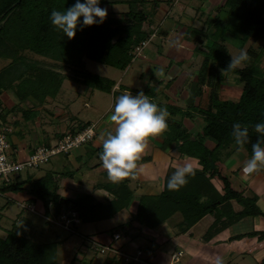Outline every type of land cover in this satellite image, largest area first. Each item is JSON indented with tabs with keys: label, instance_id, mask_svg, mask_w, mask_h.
Masks as SVG:
<instances>
[{
	"label": "trees",
	"instance_id": "trees-1",
	"mask_svg": "<svg viewBox=\"0 0 264 264\" xmlns=\"http://www.w3.org/2000/svg\"><path fill=\"white\" fill-rule=\"evenodd\" d=\"M74 2L75 0H0V46L10 36H14L18 39L20 46L23 42H27L25 46L20 47L21 51L25 50L23 47H28L37 54L60 55L68 61L75 57L70 65L80 67L79 76L83 85L90 91L112 93L114 97H117L122 94L120 90L123 87L116 90L114 80L85 71V68L81 70L84 67L83 59L100 62L120 70L130 66L135 58L136 46L140 45L149 34L151 22L149 4L155 5L158 1L100 0L101 5L125 4L128 10L121 13L120 17L105 16L103 22L99 24L78 26L74 36L68 38L51 24L49 13L52 9L62 11ZM222 9L226 13V18L218 15L213 21L208 22L215 28L213 33L208 35L204 32L195 36L200 42L207 41L208 51L206 50L204 66L196 86L197 96L203 94V86L209 89L206 105L197 106L192 103L184 109L170 104L165 105L170 115L167 118L168 127L163 145H175L180 152L197 158L202 169L195 170V175L189 177L188 182L178 190H169L165 187V191L159 196H143L138 214L128 220L127 226H130L133 220H137L142 226L153 228L176 211L184 215L187 226H190L206 213L213 211L218 203L230 199L237 200L243 206L236 217L230 218L231 221H237L246 216H264L257 204V196L244 197L241 192L232 188L228 176L222 175L217 165L224 162V159L229 157L235 149H244L250 156L251 144L256 141L258 135L253 130L252 124L264 119V72L262 73L259 67L253 64L246 66L243 70L228 68L231 56L225 46L224 38L228 27L233 25L246 39H263L264 0H226ZM193 32L190 30L187 35ZM2 53L3 51H0V59L8 58ZM30 66L28 63L25 65L22 59L21 61L12 59L11 64L2 67L0 96L3 92L12 89H15V93L23 99L30 96L34 100L40 98V101L49 94H59L61 85L59 88L56 87L54 80L48 77L45 78L46 92L42 94L44 98L38 95L36 91L40 90L45 81L43 77L37 78L36 73L33 74L35 77L26 76L25 70ZM228 72L237 74L244 82L240 96L236 100H223L217 91L224 73ZM16 82L18 84L15 85ZM152 89L154 88L149 86V90ZM7 113L0 108L1 117L5 115L3 117L5 118ZM196 115H201L205 124L198 133L192 134L183 120L187 117L194 119ZM234 121L249 127V140L240 146L234 144L231 136V126ZM90 123L79 122L77 130L72 128L71 133L86 128ZM63 135L64 133L60 138ZM207 140L214 141L215 146L208 148L205 145ZM88 143L90 141L85 144ZM211 162L214 164L213 168ZM28 178L29 180L24 181L12 179L9 184H0V192L23 191L24 185L31 182V186L35 189L30 188L29 192L38 196L48 211L50 199H59V195L49 186L50 179L45 176L39 180H33L32 175H28ZM214 178H218L222 183L224 194L215 193L211 183ZM122 183H119L120 189H117L116 200L112 203H97L91 196L66 200V203L70 204V211L77 212L82 223L109 218L125 206L132 195V190ZM205 193H209L210 196L205 202H200V198ZM261 235H264V232ZM114 261L113 257L104 264H112ZM0 264L61 263L56 258L53 244L34 240L16 228H12L6 230L4 237L0 236Z\"/></svg>",
	"mask_w": 264,
	"mask_h": 264
},
{
	"label": "crops",
	"instance_id": "crops-1",
	"mask_svg": "<svg viewBox=\"0 0 264 264\" xmlns=\"http://www.w3.org/2000/svg\"><path fill=\"white\" fill-rule=\"evenodd\" d=\"M148 1H158V3H156L155 5H153L152 3V8H148V11L151 13L149 19H153L156 22V27L155 25L152 26L148 34V37H151L152 39L150 40V44H153L155 41V46H153L151 49L154 52V56H152L151 58L147 55L148 57L146 59H148L149 62L145 61L148 64L147 68L149 69V75H147L142 80L144 81V85H142L141 90H143L150 99L152 98L159 104L161 99L159 95L162 94L166 99V104H169L167 101H170L171 97L167 91H169L168 89L172 86V83L175 84V82L177 81V75H180V73H190L191 75H194L196 73L194 71H197L199 67L203 65L204 60L201 62V57L199 58V55L195 52V50H203L200 45L202 44L206 46V41L204 40V42H200L198 39H196V33L201 34V32H197V29H206V33H209L208 35H210L213 32H209V29L211 28L214 31L215 28L211 24H208V22L204 26L205 28L201 27L202 23L205 24V22H203L204 19L195 20L193 17H190L189 14L193 9H198V7H207L206 5L212 3V0H200L199 2L198 0ZM201 4L202 6H200ZM214 4L216 7L219 6L221 4V0H217V2L215 1ZM100 6L107 5L100 4ZM108 6L116 7L117 5ZM188 22L189 26L185 27V24ZM195 25H197V27H195ZM231 27L234 28L233 26ZM190 30H193L194 32L188 36L187 33ZM158 32L160 33L157 37L156 33ZM164 35L168 37V41H166V43L165 41L160 40L164 38ZM188 47H190V49ZM187 48L191 52L188 51ZM163 50L164 52L162 53ZM163 54H165L167 58H163ZM196 58L200 59V63L194 61L196 60ZM150 60H152L153 62H151ZM163 61L164 63L165 61H167L168 65L163 66L161 64ZM187 61H190L191 63L192 61H194L192 63L193 66L192 64L191 66L195 70H192L190 69L191 67H187L186 65H184ZM163 68H167V70L163 71L162 74L160 70ZM172 69H178V71L175 72V75L173 74V78L171 77ZM159 72L160 74H158L157 77L156 75ZM167 75H169V78H166ZM149 86L153 88L154 86H156L157 89L159 88L160 91L158 93L160 94L157 93L154 97H150L153 95V92L151 90L149 91ZM205 87L206 86H203V93ZM86 89L87 92L85 93L88 94L89 89L87 87ZM126 90L131 91L133 89L127 88ZM96 91L98 90H94L92 95ZM184 92L185 91H182V93ZM175 94L176 95L174 96V98L172 97L173 100L172 102H170V105L184 108V100H187L185 98L180 99V93L177 92ZM4 95L7 96L6 100H8L9 102L14 101V97L12 98V95L10 96L9 93H2L1 97ZM82 95L83 94L79 95V97H76L80 99ZM196 96L197 95L195 89L192 103H194V99ZM74 97L75 96L71 97V100H73ZM27 98L32 97L29 96ZM229 99L231 100L232 98L229 97ZM207 100L208 98L206 99V103ZM180 102H182V105H179ZM86 103L87 102L83 103V107ZM91 105L93 107V103H91ZM11 108L12 107H10L9 109L5 108V112H8L6 114L7 117L3 118L0 116V125L6 124L10 126L12 131L11 134L13 137L12 139H10V143L13 148L16 147V150L20 152L21 158L25 159L39 146V144L42 143L43 137L46 136L45 133L50 131V129L46 130L44 128L40 130V134L44 135L41 137H38V135L36 136L35 132H32L31 135V126L29 125L30 127L28 126L27 128L26 123L20 121L15 122L14 113ZM106 115V117H103V120L105 118H108L109 113ZM60 116L61 115H59V117ZM64 120L66 121L64 122V124H68V119L66 118ZM77 120L79 122L92 121L79 118ZM59 121L61 122V120ZM109 123L110 122L108 120V122L106 124L104 123L103 125L110 129V131L114 130V123ZM184 125L186 126L187 124H185L184 122ZM166 130L160 135L150 137L148 139L144 152L141 154L140 159L137 162L138 167L136 170V174L126 177L118 183H114L109 180L107 172L102 167L101 161L99 160V153L102 151L101 144L105 137L104 134L103 136H98L100 140L95 138L94 141L88 144L78 146L71 150L69 153H64L60 164L63 163V166L66 167V169L58 168L60 170H57L55 168L56 166L58 167V165L54 164L53 161H50L48 164H44L39 168H35L36 170L28 171L27 175H32L33 180H39L47 176L53 184H56L53 190L59 195V199H50L48 205L49 212H43L45 208L43 201H34L35 197L33 199V196L27 195L25 190L19 191V198H11V202L19 205L21 208H23V205L26 204L24 208L29 213L44 217L46 219V222L51 225L53 229L55 226H57L63 230L67 237L63 238L62 240V237H60L59 240H56L58 244L55 241L48 242L50 244H53L56 258L59 263L95 264L96 258H89L87 256L88 252L95 251L96 246H99L102 243L106 244L112 242V238L110 237L111 235H106L105 232H107L108 229H98L94 233H85L82 230L80 232L79 227L82 228V226L90 225L94 222H101L112 219L120 212L123 213L124 223H127L132 216L138 214L139 204L143 196H159L163 193V191H165L167 177L177 166H180L184 163H191L195 170L202 169V166L197 158L180 152L179 149L175 147V145H163ZM192 130L190 131L193 134ZM197 130L199 131L200 129ZM64 131L65 130L63 129V132ZM60 136L58 138H60ZM48 140H50V142L52 141L53 143L55 142L51 138H46L43 143L49 144V142H47ZM146 149L148 150L146 151ZM151 149L153 151L159 149L160 153L158 154V157H153V154L150 152ZM229 157H227V159ZM248 158L249 157H246L245 159ZM240 160L243 161V158L241 157ZM66 163H68L67 166H65ZM221 164L224 165L225 163L222 162L217 164L219 170L220 172L222 171V175L227 174V176H229L228 178L232 184V187H234L235 190L241 192L244 197H253V195L257 196V204L264 213V172L261 171L264 167L254 174H244L242 172V167H237L235 170H228L227 173H224L223 168L220 167ZM68 165H70L71 168H68ZM119 183H122L126 185L128 189H131L132 195L128 203L118 211H116L111 217L90 222H81L78 229H75L73 227L68 230L62 226L63 221L61 220V216L67 214V212L70 211V204H67L66 200L80 199L84 198L85 196H91L94 202L109 204L116 200L115 196H117V194L115 193L117 189H120ZM211 183L215 188L216 194H224V191L222 189L223 185L218 178L212 179ZM8 193L9 192H0V196H7ZM209 193L203 194L200 198V202H205V200H207L206 198L210 196ZM242 209L243 208L235 199L222 201L218 203L217 207L213 211H211L210 213H206L200 219L190 224V226H187L184 215L180 211H176L173 214L167 216L163 221H161L153 228L146 226L144 227L137 220H133L132 225H130V230L128 232L125 231V234L122 235L120 242L116 241L114 242V245L119 246L126 240L129 243V245L126 246L128 247V249L125 247L127 251L130 252V250H132L135 253L137 250H143L148 257V260L152 264H213V260L217 254L224 257L226 264H245L246 262L248 264H262V261L264 260V235L261 234L264 232V216H260L262 217V219L258 218L256 220L255 218H257L258 216H246L238 219L237 221H231L230 218L236 217ZM50 210L53 214H51ZM3 211L4 208L1 207L0 220L1 215L4 216ZM42 212L43 214H41ZM177 212H180L182 214V218H179L170 223L168 220L175 216ZM47 213L49 214L47 215ZM18 219L19 218L15 219L13 228H16L23 234L28 235L30 236V238L38 241L39 239L36 238V235H32L31 233L23 231L25 227H22V230L17 226V222H19L17 221ZM24 221H26V223L24 222L25 225L31 228L29 225V223L31 222L30 218H26ZM124 223L122 224L123 227ZM5 235H3V237ZM76 235H78V237H76ZM37 237L41 238L39 235ZM124 238L126 239L123 240ZM39 241L47 242L45 240ZM109 260L110 258L106 259L103 262L101 261L100 264H104Z\"/></svg>",
	"mask_w": 264,
	"mask_h": 264
},
{
	"label": "rangeland",
	"instance_id": "rangeland-1",
	"mask_svg": "<svg viewBox=\"0 0 264 264\" xmlns=\"http://www.w3.org/2000/svg\"><path fill=\"white\" fill-rule=\"evenodd\" d=\"M199 1L200 0H198V2ZM215 1L217 2V0H212L211 2L213 4L210 3L209 5H206L207 7H204L201 4L200 5V6H202L201 8L198 7V9H195V10L193 9L189 14L190 17H193L195 20L204 19L203 22H205V24L204 23L201 24V27H203V28H205L204 26L207 24V22L213 21L214 18L218 15H220L223 18H226V13H225L224 9H222L226 3V0H221V4L217 7L214 4ZM149 6L152 8V6H153L152 3L149 4ZM100 7L105 8L107 10L106 16H109V17H120L121 16L120 12H125L126 10H128L127 5H124V4L117 5L116 7H114V6L111 7L108 5L107 6H100ZM214 8H216V9H214ZM150 21H151L149 23L150 28H152V26H154L156 22L153 19ZM187 26H189V22L185 24V27H187ZM231 26H233V25L229 26V28H228L229 31H227L225 36H224L225 46H226L229 54L235 55V54H237V52L241 48H245L249 54V58L246 62H244L241 66L234 67V68L237 70H243L246 66L253 64V65L258 66L259 69L261 70V72L263 73L264 72V38L258 39V40H254L252 38L246 39L245 36L243 34H241L237 30L236 27L232 28ZM155 27H156V25H155ZM195 27H197V25H195ZM205 30L200 28V29H197V32H201L202 34L205 32V34H206ZM209 32H213V30L210 28ZM159 33L160 32L156 33L157 37L159 36L158 35ZM207 34H209V33H207ZM196 35H201V34L196 33ZM167 38L168 37H166L164 35V38H162L160 40L165 41V43H166V41H168ZM150 40H152L151 37L146 36V38L143 39L141 44L136 46L134 61L131 63L130 66H128V68H126L124 70H120V69H117V68L111 67V66L109 67L103 63L91 61V60H88L86 58L83 59L84 67H82L81 70H84V68H85V71H90V72H93L95 74L102 75L106 78H110L111 80H114L116 82V86L114 87V89L120 90L123 87L120 90L122 93L129 92V93L135 95L139 90L142 89L141 88L142 85H144L143 84L144 81H142V80L147 75H149L148 74L149 69L147 68L148 64L146 63V62H149V60L146 58L148 56H150L151 58H152V56H154V52L151 49L153 46H155V41L153 44H150ZM186 41H188V40H186ZM206 43H207V41H206ZM26 44H27V42L25 41L20 46L18 43V39L15 38L14 36H10L7 40H5L3 42V44L0 46V51H3V53H2L3 56H8V58L3 57L0 59V69L2 67L7 66L8 64H11L12 59H19V61H21V59H22V61L25 65L27 63L31 65L29 68H27L25 70L26 76L29 75V76L35 77V75H36L37 78H39V79L41 77H43L44 78L43 81H45V78L47 79L48 77H50L51 80H54V82L56 83L55 84L56 87L59 88L61 85V87H60L61 90H60L58 95L49 94L48 97H46L43 101H40V98L35 99V100L32 98L23 99L21 96H19L15 93V89L5 91V92H3V94L9 93L10 96L12 95V98L14 97L13 98L14 101L9 102L8 100H6V98H7L6 95H4L2 97L0 96V108H3L5 110V108L9 109L10 107H12L11 109L14 113V121L15 122L20 121V122L26 123L27 128L30 125L31 126V130H30L31 135H32V132H35L36 136L38 135V137H41L44 135L40 134V130H42L44 128L46 130L50 129V131L45 133L46 136L43 137L42 143L39 144V146L42 144H47V143H43L46 140V138L47 139L51 138L53 141H55L53 143L52 141L50 142V140H48L47 142H49L50 145L56 144L57 141L60 139L58 137L63 132V129L65 130L63 133L73 132L72 128H73V130H77V124L79 122L77 120L78 118L83 119V120H92L90 123L91 125H93V127L91 129L92 139H90L89 141L92 142V141H94L95 138L100 140L98 137L99 135L103 136L107 131H110V129H108L105 125H103L104 123L106 124L108 122V118H105L103 120V117L106 114L111 113L116 97H114L112 93L108 94L106 92H101V91H96L92 95L93 91L89 90V93L86 94L85 92H87V89H86L85 85H83L80 82V80H81L80 76H79V72H80L79 68L80 67H78L74 64L70 65L71 61H73V59L75 57L72 58L71 61H68V60L63 59L62 56H60V55L56 56V55L49 54L47 56H44V55L37 54V53L33 52V50L28 49V47H23L25 50L21 51L20 47L25 46ZM200 47L203 50L196 49L195 52L199 55V58L201 57V62H202L203 60H205V57L207 54L205 50L208 51V48L202 44L200 45ZM188 48L190 49V47H188ZM189 49H188V51H190ZM192 50H194V49H192ZM163 52H164V50L162 51V53ZM165 53H166V50H165ZM163 58H167V56L165 54H163ZM199 58H196V60H194V61L199 62L200 61ZM170 60H172V59H170ZM65 61H67L69 63H67ZM150 61L153 62L152 60H150ZM194 61H192V63ZM154 62H156V61H154ZM182 63H183V61H182ZM192 63L190 61L189 62L187 61L184 65H186L187 67H191L190 69H192V70H195L192 67L193 66ZM161 64L163 66L168 65L167 61H165V63L163 61ZM191 64H192V66H191ZM203 66L204 65H201L197 71H194V72H196L194 75H191L190 73H184V74L180 73V75L179 74L177 75L178 76V77H176V78H178L177 81L175 82V84L172 83V86L168 89L169 91H167L171 97V100L167 101L169 104H170V102H172L174 96L176 95L175 93H177V92L180 93L179 94L180 99L185 98L187 100V101L184 100V103H185V104L183 103L184 108H185V106L188 107L189 105L192 104V102H193L192 98H194V93H195V89H196L197 77L200 76L202 69H203ZM23 69H24V66H23ZM165 70H167V68L161 69L160 72L163 74V71H165ZM173 70L174 69L171 70V74H172L171 77L172 78L174 77L173 74L175 75V72L178 71V69L174 70V71ZM153 71H155V70H153ZM160 72L157 73V75H156L157 77H158V74H160ZM33 74H35V75H33ZM166 78H169V75H167ZM17 82L15 83V85L18 84ZM45 85H46V81L43 82L40 90L36 91V93L38 95L40 94L41 97L43 96L42 94L44 92H46L45 91ZM243 85H244V82H242L240 80V77L237 74L228 72V73H224L223 80L217 86L218 87L217 91H218L220 98L223 100H227V99H229V97L232 98L231 100H233V99L236 100L237 96H240ZM127 88H130L133 90L128 91V90H126ZM151 91L153 92V95L150 97H154L155 94H157L160 91V89L159 88L157 89V87L154 86V89H152ZM182 91H185V92L182 93ZM81 94H83L81 96V98L80 99L77 98ZM158 94H160V93H158ZM73 96H75V97L77 96V97L76 98L74 97L73 100H71V97H73ZM159 96L161 97L160 104L163 106L168 105V104H166V99L164 98V96L162 94H160ZM208 96H209V89L207 87H205L203 95L195 97L194 104L197 106H205L206 99L208 98ZM42 98H44V97H42ZM89 100L91 101V103H93V107H92ZM84 102H87V103L83 107ZM179 105H182V102H180ZM7 106H10V107H7ZM76 109H77V111H76ZM59 115H61V116L59 117ZM4 116L5 115H2V117H4ZM66 118L68 119V122H67L68 124H66L67 126L64 124V122H66L64 119H66ZM59 120H61V122L63 124ZM71 120H73V121H71ZM100 121H102V122H100ZM109 122L111 123V121H109ZM184 122H185V124H187L186 126L188 127L189 130L193 129L192 130L193 134L196 131H197L196 133H198L197 129L203 128L202 125L205 124L201 115H196V117L194 119L187 117L183 120V123ZM6 126H8V128H10L9 125H6ZM49 126H50V128H49ZM60 130H62V131H60ZM11 133H12V131H10V133H9V136H8L9 140L13 138ZM205 144L208 148H212L215 146V142L212 140H207L205 142ZM13 149H16V147ZM147 150L148 149H146V151ZM150 152L153 154V157H155V158L158 157V154L160 153L159 149L154 150V151L151 149ZM15 154L19 159H22L19 151L16 150ZM63 156H64V153H60V154H57L51 158V161H53L54 164L58 165V167L56 166L55 169H57V170H60L58 168L66 169V167L63 166V163L60 164V161H61ZM241 157L243 158V161L240 160ZM246 157H250V156L246 153V151L244 149H240V148L238 150L235 149V151L232 152V154H230V157L228 159L227 158L224 159L225 164L224 165L221 164L220 167L223 168L224 173H227L228 170H235L237 167H242L243 163L247 160V159H245ZM67 164L68 163H66L65 166H67ZM211 167H212V165H211ZM68 168H71V166L68 165ZM261 168H263V167H261ZM33 170H36V169H30V170L26 169L22 173H20V172L14 173L12 175V179H14V180L18 179L19 181L29 180L27 173H28V171H33ZM263 170H264V168H263ZM263 170H261V171L264 172ZM224 175L227 176V174H224ZM55 185L56 184L55 183L53 184L52 182L49 184L50 188H52V189L55 187ZM30 188L35 189L33 186H31V182L25 184V192L27 193V195L33 196V199L35 197L34 201H38V200L42 201L34 193L29 192L28 189H30ZM232 188H234V187H232ZM18 194H19L18 192L10 191L7 196L6 195L0 196V208L1 207L4 208V211H3L4 216L1 215V220H0V235L1 236L6 234V229H12L13 224L15 223V219L19 218L17 220V221H19V222H17V226L20 227L21 229H22V227H25L24 230L22 229L23 231L31 233L32 235H36V238L39 240H42V241L45 240L47 242H52V241L57 242L56 240H59L60 237H62L61 240L65 237H67L66 234L63 232V230L60 227L55 226L53 229L51 227V225H49L46 222V219L44 217L38 216L37 214L29 213L24 208V206L26 204H24L23 208H21L19 205L11 202L12 201L11 198H13V199L19 198ZM239 205L243 208V206L240 203H239ZM43 212H47L46 208H44ZM43 212L41 214H43ZM50 212H51V214H53L51 210H50ZM48 214L49 213H47V215ZM181 215L182 214L180 212H177L175 214V216H173L168 221L170 223H172L175 220L182 218ZM26 218H30L31 222L29 223V225L31 228H29V227H27V225H25L26 221H24V220ZM258 218L262 219V217L258 216L257 218H255V220ZM123 220H124L123 219V213L120 212L112 219H108V220L101 221V222L100 221L94 222L90 225L82 226V228L79 227V224H80L79 223L74 228L78 229V227H79L80 232L82 230L85 233H88V232L94 233L98 229L99 230L100 229H108V231H107L108 233L105 232L106 235H112L114 231L123 235V234H125V231L128 232L131 228V226H127ZM123 223H124V227L122 226ZM130 225H132V223ZM76 232H78V231H76ZM38 235L41 238H38L37 237ZM76 237H78V235H76ZM121 237L118 240L119 242L121 240ZM125 239L126 238H124L123 240H125ZM71 240H73V239H71ZM109 243H106V244H109ZM57 244H58V242H57ZM101 245H104V244L102 243ZM101 245H99V246L93 245V246H96V248H95L96 250L94 249L95 251H89L88 255H87L89 258H91V257L96 258L95 264H100L101 261L103 262L106 259L112 258V257L115 258V261L112 264H124L126 262V257H123V256L118 257V253L114 254L112 251L107 250V249H105L104 252H102L101 251L102 247H100ZM128 245H129L128 241L125 240L117 248L119 250H121V252H123L124 254H127V255L134 254V252L132 250H130V252L126 250V248L128 249V247H126ZM87 256H86V258H87ZM173 259H175V258H173ZM245 264H248V263L246 262Z\"/></svg>",
	"mask_w": 264,
	"mask_h": 264
},
{
	"label": "clouds",
	"instance_id": "clouds-1",
	"mask_svg": "<svg viewBox=\"0 0 264 264\" xmlns=\"http://www.w3.org/2000/svg\"><path fill=\"white\" fill-rule=\"evenodd\" d=\"M100 0H75L64 10L52 9L49 20L58 31L68 38L74 36L77 27L102 23L106 16V9L99 6ZM228 68L241 66L249 58L245 48L239 49L237 54H230ZM167 108L150 99L143 90L135 95L125 92L115 98V102L108 120L115 127L107 131L102 141V151L99 160L106 170L109 180L118 183L126 177L136 174L138 160L144 152L148 139L163 133L168 127L169 117ZM258 134L256 141L251 144V155L243 163L244 174H254L264 167V119L252 124ZM249 127L234 121L231 126V136L234 144L240 146L249 140ZM238 150V149H237ZM195 175V168L191 163L177 166L167 177L166 187L178 190L184 186L189 177ZM213 264H226L223 256L217 254Z\"/></svg>",
	"mask_w": 264,
	"mask_h": 264
},
{
	"label": "built area",
	"instance_id": "built-area-1",
	"mask_svg": "<svg viewBox=\"0 0 264 264\" xmlns=\"http://www.w3.org/2000/svg\"><path fill=\"white\" fill-rule=\"evenodd\" d=\"M144 43V42H143ZM93 125H88L86 128L77 131L76 133H64V135L57 141L56 144H42L31 152L25 159H19L16 156V149H13L9 133L11 131L5 124L0 125V184L10 183L14 173H22L26 169H35L40 165L48 163L51 158L60 153H68L73 148L82 146L92 139ZM63 221L62 226L70 230L72 226L81 223V220L76 211H69L67 214L61 216ZM122 234L114 232L111 235L112 242L101 245V251L105 249L112 251L114 254L118 253V257H126L124 264H152L143 250H137L132 255H127L121 252L114 242L118 241Z\"/></svg>",
	"mask_w": 264,
	"mask_h": 264
},
{
	"label": "water",
	"instance_id": "water-1",
	"mask_svg": "<svg viewBox=\"0 0 264 264\" xmlns=\"http://www.w3.org/2000/svg\"><path fill=\"white\" fill-rule=\"evenodd\" d=\"M211 165H212V168L214 167V164H213V162H211Z\"/></svg>",
	"mask_w": 264,
	"mask_h": 264
}]
</instances>
